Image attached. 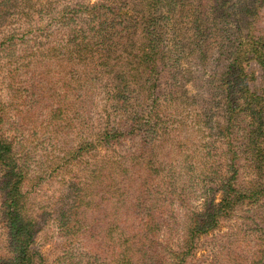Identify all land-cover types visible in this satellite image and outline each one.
Instances as JSON below:
<instances>
[{"label": "trees", "instance_id": "16d2710c", "mask_svg": "<svg viewBox=\"0 0 264 264\" xmlns=\"http://www.w3.org/2000/svg\"><path fill=\"white\" fill-rule=\"evenodd\" d=\"M57 12L54 62L31 55L19 88L30 103L19 114L46 105L51 149L40 159L52 155L50 168L37 144L10 136L0 103V264H46L34 248L46 217L78 242L61 264H202L199 241L228 220L209 264H264V0H79ZM14 38L1 41L6 57L17 55ZM189 62L203 92L184 100ZM98 90L108 101L94 124L86 99ZM125 140L108 170L93 164L36 209L25 190L33 163L52 176Z\"/></svg>", "mask_w": 264, "mask_h": 264}, {"label": "rangeland", "instance_id": "374dc122", "mask_svg": "<svg viewBox=\"0 0 264 264\" xmlns=\"http://www.w3.org/2000/svg\"><path fill=\"white\" fill-rule=\"evenodd\" d=\"M3 1L0 0V2ZM49 1H52L57 8L53 12H46L45 10L44 12H39L43 8V5L45 3L48 4ZM77 1L79 0H9L6 4H0V44L6 34L14 35L15 38L13 40L15 44L11 47L17 49V55L13 57H6L4 54L7 52L2 53L0 51V103H4L7 106L6 110L9 112L6 129L13 127V129H9L8 133L10 136H16L18 141H29L34 143L33 145H38L36 151L39 154L36 155L39 161H43L44 165L42 167L44 168H50L52 164V155L44 156L40 159V154L46 155L47 151L51 149L50 140H48L49 132L44 128L47 122L46 114H48V111L45 107L46 105H42L30 108L31 113L19 114L22 109L29 108L28 105L30 104L24 98H21L26 92H21L19 88L20 83H22L21 80H26L31 76L30 73L27 74L25 72L26 69L24 67V64L30 59L31 55L41 52L40 59L43 60L45 65L54 62L52 58L46 57V48L49 44L61 43L62 39H64V35H61L62 31H64V20L59 16L61 12L57 11L63 5H73ZM88 1L94 2L96 0ZM54 16L55 18H53ZM28 19L30 22H27ZM23 37L26 40L25 47L29 45L28 54H24L25 51L22 50L23 46L20 43V39ZM21 55L24 56L22 59L20 58ZM193 64L192 62L186 64L190 67V74L184 80L179 93V96H182L184 100L197 99L203 92V84L201 77H199L201 73L199 74L197 67L192 66ZM258 76L260 77L259 72ZM52 77L55 78L56 76ZM260 82L259 78L256 84L258 85ZM10 100L16 103L15 107L19 106L18 111L17 108L12 109L13 106L8 107L7 101ZM86 100L91 122L94 124L102 122V118L106 115V111L103 108L104 104L108 101L107 94L98 90L94 94L90 93ZM110 110L111 112L114 111L112 108ZM190 127L193 128V125ZM35 131H37V135L33 134ZM131 145V142L125 140L123 145L120 146H99L96 151L93 150L91 154L85 156L81 164H70L64 169H60L57 166L52 176L49 174L45 175L46 173L42 171L43 169H39L40 164L37 161L32 164V167L36 168L27 179L25 190L30 193L32 202L37 210L49 209L52 204L58 201L60 195L67 191L68 184L72 180L76 178L83 179L86 176V168H91L95 163L103 165L106 162V169L108 170L111 165L110 162L118 159L119 154ZM191 203L192 205L200 204V198L193 197ZM233 222L234 220L224 221L216 230L201 238L196 248V258H201L202 264H209V250L216 240L219 242L225 237V233L230 229V225ZM69 241L72 242L70 238ZM69 241L58 233L56 224L52 218L47 219L46 217V222L36 237L34 248L44 256L46 264H61L59 256L68 248L70 245ZM74 246H77V244Z\"/></svg>", "mask_w": 264, "mask_h": 264}]
</instances>
